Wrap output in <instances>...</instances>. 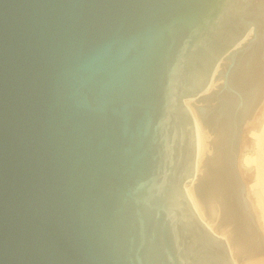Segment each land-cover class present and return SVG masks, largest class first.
<instances>
[{"label": "water", "instance_id": "obj_1", "mask_svg": "<svg viewBox=\"0 0 264 264\" xmlns=\"http://www.w3.org/2000/svg\"><path fill=\"white\" fill-rule=\"evenodd\" d=\"M263 100L264 0H0V264L264 255L237 164Z\"/></svg>", "mask_w": 264, "mask_h": 264}, {"label": "bare ground", "instance_id": "obj_2", "mask_svg": "<svg viewBox=\"0 0 264 264\" xmlns=\"http://www.w3.org/2000/svg\"><path fill=\"white\" fill-rule=\"evenodd\" d=\"M212 82L213 83L210 84V87L206 92L212 90L217 84V82L215 81ZM190 102L194 101L186 100L185 103L190 108L194 116L196 128L197 154L195 164V179L196 174H202L203 167H200V165H202L201 161L203 160L205 153L207 155L211 154L212 146H210V149L208 148L209 143L207 141L210 140L211 136L207 131V128L203 129L200 125L199 121L197 120L194 107ZM240 146L241 148L248 149L250 151L241 150L239 152L237 160L239 176L241 178V181L245 185V193L250 200L249 203L252 205L253 209L257 207L256 212H260L258 213L262 218V225H264V100L258 107L253 120L247 123L244 127L242 131V140ZM186 192L190 197L199 216L204 221L206 217L204 216V212L201 209L198 200L196 199L195 193L193 192L192 184L186 186ZM254 263L264 264V260H261L259 262L255 261Z\"/></svg>", "mask_w": 264, "mask_h": 264}, {"label": "rangeland", "instance_id": "obj_3", "mask_svg": "<svg viewBox=\"0 0 264 264\" xmlns=\"http://www.w3.org/2000/svg\"><path fill=\"white\" fill-rule=\"evenodd\" d=\"M255 117V115L253 116V118ZM253 118L251 119V120H253ZM260 121V120H259ZM251 122V121H250ZM257 125H258V123H257ZM250 151V150H248V149H244V148H241V146H240V151ZM246 183V182H245ZM247 196V195H246ZM247 200H249V198H248V196H247ZM248 202H250V200L248 201ZM255 209V210H254ZM253 210H254V214H255V216H256V222H257V225H258V227H259V229H260V231L263 233V235H264V225H262L263 224V222H261L262 221V218H261V216H260V212L259 211H257L256 212V210H257V207H255ZM259 212V213H258ZM260 217V218H259ZM261 260H264V255H260V256H255V257H251V258H248V259H245V260H242V263L243 264H255L254 262L255 261H261ZM254 261V262H253Z\"/></svg>", "mask_w": 264, "mask_h": 264}]
</instances>
